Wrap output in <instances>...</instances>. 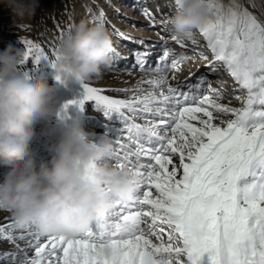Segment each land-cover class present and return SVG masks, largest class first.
<instances>
[{
  "label": "snow or ice",
  "instance_id": "obj_1",
  "mask_svg": "<svg viewBox=\"0 0 264 264\" xmlns=\"http://www.w3.org/2000/svg\"><path fill=\"white\" fill-rule=\"evenodd\" d=\"M208 10L215 18L198 30L212 54L210 71L222 67L246 93L235 97L241 106L222 103L221 91L204 77L186 91L173 86L168 73L179 71L186 58L169 62L171 53L162 45L153 67L147 42L136 40L143 50H133L132 70L149 77L138 81L147 89L105 90L82 82L83 98L68 104L90 100L109 119L118 116L123 127L112 140L111 166L135 172L138 191L98 209L75 236L42 234L34 222L21 225L5 217L0 241L14 250L0 253V264H264V20L239 0L228 5L213 0ZM141 11L155 26L152 13ZM98 18L107 23L103 10ZM71 27L69 21L67 30ZM56 28L66 30L59 22ZM113 32L134 40L115 27ZM172 41L184 46L175 36ZM23 44L25 62L49 61L57 82H64L54 43L51 58L31 40ZM109 51L116 60L126 59L113 47ZM200 57L208 60L204 53ZM106 91L124 92L128 99Z\"/></svg>",
  "mask_w": 264,
  "mask_h": 264
},
{
  "label": "clouds",
  "instance_id": "obj_2",
  "mask_svg": "<svg viewBox=\"0 0 264 264\" xmlns=\"http://www.w3.org/2000/svg\"><path fill=\"white\" fill-rule=\"evenodd\" d=\"M0 3L19 19L33 17L38 7L37 0ZM208 17L205 0H181L168 24L173 36L189 38ZM111 47L104 24L82 19L60 39L56 69L65 82L81 84L99 77L113 65ZM24 62L23 49L9 45L0 52V165L9 169L0 182V209H11L21 225L34 222L42 234L79 235L98 209L110 208L115 199H131L139 177L111 166L112 140L90 141L76 119L61 118L43 129L46 136L59 133V138L47 145L53 153L50 161L37 166L30 143L35 125L58 115L53 103L57 86L20 74L17 66Z\"/></svg>",
  "mask_w": 264,
  "mask_h": 264
},
{
  "label": "bare ground",
  "instance_id": "obj_3",
  "mask_svg": "<svg viewBox=\"0 0 264 264\" xmlns=\"http://www.w3.org/2000/svg\"><path fill=\"white\" fill-rule=\"evenodd\" d=\"M88 3H95L96 10L93 9L94 12L100 13V10H103L104 16H108V9H105L103 2L101 0H86ZM77 0H39L37 13L34 20L35 25V33L33 37V42L38 44L44 51L45 54L49 55L51 58V47L50 44L54 43L56 48L58 49V45L60 39L64 36L66 32L71 31L74 26L78 23L74 16V9L76 8ZM129 2L124 9L131 8L132 10L138 9L137 7H142V9H147L148 11H155L156 8L160 10V14H162L161 18L157 19V15L152 13V15L156 19L155 26H150V21L144 15H142V11L137 12L138 23H147L150 27L153 28H163L168 23L170 17H172L177 11V4L175 0H156L153 3L151 0L147 2L140 0H124L123 3ZM213 2V0H205V3L209 9V5ZM224 5H228L230 0H220ZM241 4L249 9V11L253 12V14L257 15L261 20H264V0H239ZM116 4V3H115ZM254 4L255 7L251 5ZM152 8V9H151ZM125 11V10H124ZM137 11V10H136ZM208 18H215L213 13L209 11ZM105 20V18H103ZM72 24L70 30H67V24ZM59 22L60 27L64 30L62 33H59L56 28V24ZM105 25L106 28L109 29V24L102 22L101 19L98 21ZM170 27V26H169ZM168 27V28H169ZM120 32L123 33L121 28ZM114 33V32H113ZM111 34V32H110ZM125 36L129 37V35L124 33ZM143 34H138L137 37H134V40L130 42L126 39H120L117 37L116 40L113 39L112 36V47L119 52L117 47L120 48L125 47L126 54H121L122 57H126V59H114L113 65L110 70L105 71L99 77H104L108 81L104 83L95 82L96 78H92L88 81H85L89 86L95 87L98 89H136V88H145L147 89L149 85L147 84H138L142 78H149L146 74L140 71L138 68L136 70H132V66L135 63L133 50L142 49V47L136 43V40L141 38L147 42V47L152 51V55L149 57V63L155 67L157 58L163 54L162 45L166 47L171 55L169 56V62L173 57L177 58H186L184 62L181 64L179 71H169V81L173 86H179L182 90H187L186 85L195 84L201 77H204L208 81L210 80L211 88H215L221 91L224 99L222 103H229L231 101V105L234 107H240V101L235 99V97L243 98L246 93L242 92L239 88L234 86L233 79L229 76V74L222 68L219 67L221 75L220 78H215L213 80L214 73L210 71L209 61L212 58V54L210 50L206 47V41L204 40L202 34L198 29H196L193 35L189 38H178L183 42V47L179 44L172 41L173 33L172 31L166 37H161L159 35H153L151 39L148 37L142 36ZM196 41V44H193L192 41ZM153 42L155 46L153 47ZM114 44V45H113ZM25 51V48H22ZM34 50V49H33ZM36 52V50H34ZM39 54L38 52H36ZM200 53H204L208 60H203L200 57ZM132 58V59H131ZM18 71L22 75H26L30 78V80L35 79H46L49 84H56L57 92L54 96L53 103L57 105L55 101L58 93L60 92L63 86L66 87H74L77 93V97L79 100L83 98V87L81 84L73 83V82H65L64 78L63 83L57 82L56 70L51 67V64L47 60H41L39 64L33 62L31 58H29L23 64L17 66ZM127 70V71H125ZM131 73V74H129ZM174 77V79H172ZM194 81V83H193ZM206 85L205 87H207ZM234 91H237L234 94ZM104 94L115 98V99H128L129 94H125L124 92H115V91H106ZM55 118V117H54ZM53 118V119H54ZM74 119L80 121V125L87 134V139L92 142L98 141L101 137H106L111 140H114L119 132V130L123 127L122 122L119 120L118 116L114 113L109 119L105 116L104 108L98 107L94 101L85 100L83 104H79L77 112L75 113ZM137 123L143 124L144 121L137 119ZM55 122L53 120L49 122H40L35 125V135L30 143V148L35 156L37 166L41 162L50 161L51 153L47 145L49 143H54L59 138V133L56 135L49 137L46 136L43 132L45 127L54 126ZM115 148V145H114ZM22 164V161L18 162ZM9 169L3 165H0V182L3 181L4 174ZM5 217L9 219H14L11 211H7V209H0V221H3ZM23 246V242H21ZM0 248L9 249L8 251H13L14 246L9 244L7 241H0ZM7 252L5 250H0V253Z\"/></svg>",
  "mask_w": 264,
  "mask_h": 264
},
{
  "label": "rangeland",
  "instance_id": "obj_4",
  "mask_svg": "<svg viewBox=\"0 0 264 264\" xmlns=\"http://www.w3.org/2000/svg\"><path fill=\"white\" fill-rule=\"evenodd\" d=\"M38 1L39 0H37V3ZM101 1L103 2V4H105L104 5L105 9H108L107 14L109 17L105 15L104 18L109 24V29L108 28L107 29L109 32H111V37L112 36L114 37L113 42L114 40L117 39V37L114 36L113 27H115L118 30L121 28L123 33L125 34L127 33L131 38L137 37L138 34H143L142 36L144 37L146 36L149 39H151L152 36L156 34L161 37H166L171 31V27H169L170 25L168 23L165 24L166 25L165 27H167L166 29L153 28L144 22L138 23L139 15L137 16L136 14L138 11L142 10L141 6L137 7L138 9H136L137 10L136 11L134 9L132 10L131 8L124 9V7H126V5L129 3L127 2L126 4L125 3L122 4V1L124 0H101ZM140 1H144V0H140ZM145 1L147 2L148 0ZM151 1L155 3L156 0H151ZM93 9L96 10L95 3H88L86 0H77L76 8L74 9V16H76L75 19L77 20V22L84 19L89 21L91 24L99 23L98 22L99 13L94 12ZM36 13H37V9L33 17L25 16L24 19H19L14 17L10 8L0 3V52H2L9 45H12L18 49L25 48L23 44V41L25 39L33 41V37L35 33L34 20ZM151 13L156 14L158 17L157 19L161 18L162 16V14H160V10L157 8L155 11H151ZM94 17H97V19H94ZM120 47L121 46L117 47V49L119 50L118 53L120 55L126 54L125 47L123 48ZM34 50H33V54L36 55L37 53L34 52ZM220 72L221 71L218 70L214 73L213 80H215V78L217 79L220 78L221 75ZM93 78H96L95 82L104 83L108 81L104 77H93ZM206 85L207 84H205V86ZM236 93L237 91H234V94ZM55 101L57 102L56 107L58 110V115L53 119V122L58 123L61 117H63V119L68 121L74 119L79 103L68 104L69 101H79V98L77 97V93L74 87L63 86L60 92L58 93ZM66 104H68V108L65 112L64 106ZM0 250H5L9 252L8 251L9 249L0 248Z\"/></svg>",
  "mask_w": 264,
  "mask_h": 264
}]
</instances>
